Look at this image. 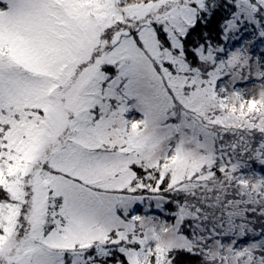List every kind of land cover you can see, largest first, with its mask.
<instances>
[{"label": "snow or ice", "instance_id": "obj_1", "mask_svg": "<svg viewBox=\"0 0 264 264\" xmlns=\"http://www.w3.org/2000/svg\"><path fill=\"white\" fill-rule=\"evenodd\" d=\"M0 264H264V0H0Z\"/></svg>", "mask_w": 264, "mask_h": 264}]
</instances>
